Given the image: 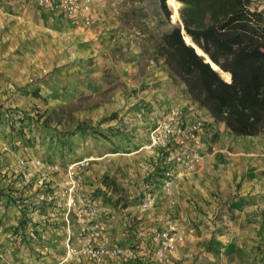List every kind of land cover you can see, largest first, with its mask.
I'll return each mask as SVG.
<instances>
[{"label":"rangeland","instance_id":"obj_1","mask_svg":"<svg viewBox=\"0 0 264 264\" xmlns=\"http://www.w3.org/2000/svg\"><path fill=\"white\" fill-rule=\"evenodd\" d=\"M166 4L169 18L158 0H95V22L91 26L51 18L33 20L55 27L57 33L39 25L27 26L14 17L27 19L29 14L10 8L18 15L0 20V199L7 200L8 205L21 201L27 213L49 215L53 207L63 212L71 192L77 200L89 195L83 187L86 174L82 168L90 170L91 163H96L95 167L114 164L117 157L111 155L107 162L88 159V154L100 157L103 152L122 150V145L124 151L132 150H127L132 144L126 139L133 138L137 126L133 121L136 110L130 104L140 89L158 83H148L154 68L164 67L162 60L152 59V52L143 54V46L150 45V33L159 35L181 24L182 3L174 14L173 0H166ZM182 86L173 80L169 84L172 92L184 91ZM5 87L11 94L4 92ZM83 126L88 128L81 130ZM74 137L78 141L70 142ZM74 144L79 150L75 151ZM6 151L7 158L3 155ZM129 157L126 166L138 174L141 171L145 176L140 182L145 184L150 156L140 160ZM80 161L85 162L76 175L79 185L70 191L68 168ZM52 176L65 177V184L59 180L57 194L53 193L57 180ZM124 176L119 166L110 176L118 187L104 185L109 199L118 205L139 197L130 198L133 194L120 180ZM4 225L1 220L0 226ZM79 228L80 222L77 233ZM226 252L228 261L234 257L236 264H249L244 251L226 248ZM36 253L30 242L20 244L14 234L8 238L0 234V264H52L49 254Z\"/></svg>","mask_w":264,"mask_h":264},{"label":"crops","instance_id":"obj_2","mask_svg":"<svg viewBox=\"0 0 264 264\" xmlns=\"http://www.w3.org/2000/svg\"><path fill=\"white\" fill-rule=\"evenodd\" d=\"M0 5L1 21L11 20V15L15 16L20 12L25 16L29 14L27 19L19 15L14 18H19L27 26L39 25L55 33L59 32L55 27H46L33 20L51 18L61 23L76 22L59 11L40 8L28 0H0ZM253 6L264 10V0H254ZM10 8L19 12H13ZM154 70L155 73L149 77L152 81L148 83H154L155 80L158 83L140 89L138 97H134L130 104L136 110L133 121L134 126H137L134 127L133 138L126 139L132 144L127 150H132L124 151L122 145V150L103 152L100 157H94L90 153L86 158L107 161L111 155L117 157H113L114 164L101 163L102 166L95 167L96 163H91L90 170L82 168L86 174V184L83 187L89 192L88 196H94L95 188L104 189L101 178L105 174L112 176L119 166L126 175L120 178L122 185L133 194L130 198L145 195L148 191H152L155 196L154 203L147 209L138 205L123 207L108 196L97 199L108 214L103 219L102 236L94 243L111 249L117 248L120 252L108 255L102 263H96L88 257L83 252L84 244L77 233L79 215L76 209L69 210L66 206L63 212L53 207L49 215L28 213L37 222V229L42 236L41 245L35 242L30 244L38 252V256L42 253L49 254L52 264H123L136 256L155 260L153 251L159 245L158 233L174 225L184 235V240L177 243L176 248L169 253L176 264H236L237 259L234 257L228 261L226 248L244 251L249 264H264V134H234L224 122H216L207 109L194 103L183 89L172 92L169 88L172 79L165 67H155ZM4 92L11 94L6 87ZM172 107L182 109L186 122L203 118L201 137L205 157L194 167L180 170L172 193L165 194L156 184L141 183L145 175L142 176L141 171L138 174L127 167L126 163L131 155L137 160L150 156V168L146 174L154 172L157 165L155 151L148 147L150 131L154 121L166 116ZM126 140L123 142L127 143ZM72 141L76 142L78 138H71L70 142ZM146 142L148 144L144 145ZM74 146L75 151L79 150L76 144ZM7 154L8 151L3 154L5 158ZM57 176H52L54 181L57 180L54 194H57V186H61L59 180L66 183L65 177ZM7 202L0 199V221L5 222L4 226H0V234L5 238L11 237L14 227L25 212V204L21 201H17V204L11 201L13 204L9 205ZM85 217L87 220L95 218L91 214ZM53 239L58 241L54 242ZM8 244L11 246L12 242Z\"/></svg>","mask_w":264,"mask_h":264},{"label":"trees","instance_id":"obj_3","mask_svg":"<svg viewBox=\"0 0 264 264\" xmlns=\"http://www.w3.org/2000/svg\"><path fill=\"white\" fill-rule=\"evenodd\" d=\"M179 1L186 33H182L181 24L159 35L150 33L147 38L150 45L143 46V54L152 52L154 61L162 60L169 77L183 85L190 99L207 109L216 122H224L234 134H264V10L254 7V0H173V14L178 13ZM158 2L169 18L166 0ZM184 37L191 38L189 43H195L225 72H221L223 77L229 79L231 75V81L225 80ZM46 124H49L48 118ZM159 171L158 168L146 182L157 184ZM101 181L109 188L118 187L117 181L108 174ZM93 195L94 199L107 197L101 187L95 188ZM142 198L128 199L123 207L136 205ZM24 210L13 229L14 238L20 244L42 242L37 224L31 222ZM123 264L157 263L136 256Z\"/></svg>","mask_w":264,"mask_h":264},{"label":"built area","instance_id":"obj_4","mask_svg":"<svg viewBox=\"0 0 264 264\" xmlns=\"http://www.w3.org/2000/svg\"><path fill=\"white\" fill-rule=\"evenodd\" d=\"M40 8H46L63 13L67 18L81 22L84 26H91L95 22V0H28ZM204 129L203 118H196L186 122L180 107L170 108L164 117H158L150 131L149 148L155 151L156 168H159L157 187L165 194L173 191L175 180L180 170L189 169L200 163L205 155L201 132ZM85 161L74 162L69 165L70 191L79 182L76 178L80 166ZM151 173L150 175H152ZM149 175V176H150ZM106 188H104L105 190ZM92 196L84 195L77 200L71 192L68 209H76L79 215L80 228L78 236L83 241V252L96 263H102L108 255H115L120 250L96 245L94 242L102 236V223L107 209ZM155 201L152 191H148L140 200V207L147 209ZM87 214L94 215V219L87 220ZM32 234V231H31ZM159 245L155 249L154 257L157 264H176L169 253L176 248L177 243L184 240L174 225L158 233Z\"/></svg>","mask_w":264,"mask_h":264},{"label":"water","instance_id":"obj_5","mask_svg":"<svg viewBox=\"0 0 264 264\" xmlns=\"http://www.w3.org/2000/svg\"><path fill=\"white\" fill-rule=\"evenodd\" d=\"M178 1V0H177ZM181 3V2H180ZM181 27H182V33L184 34V33H186V31H185V28H184V25H183V22L181 21ZM190 37V36H189ZM184 39H185V41L188 43V44H191L195 49H196V51L200 54V55H202V56H204L205 57V59H206V61L207 62H210L211 63V65L213 66V68L214 69H216L220 74H221V72H224L218 65H217V68L214 66V65H216L214 62H212L211 61V59L209 58V56L206 54V53H204V51L201 49V48H199L193 41V43L194 44H192V43H189L188 41H187V39L184 37ZM191 39V38H190ZM197 47L199 48V49H201V53L198 51V49H197ZM225 73V72H224ZM222 75V74H221ZM230 75V74H229ZM222 77H223V75H222ZM225 80H227L228 82H230L231 81V75H230V77H229V79H226L225 77H223Z\"/></svg>","mask_w":264,"mask_h":264},{"label":"bare ground","instance_id":"obj_6","mask_svg":"<svg viewBox=\"0 0 264 264\" xmlns=\"http://www.w3.org/2000/svg\"><path fill=\"white\" fill-rule=\"evenodd\" d=\"M168 1V0H167ZM177 1V0H176ZM173 15V14H172ZM187 41L188 42H190V39L189 38H187ZM197 49H199L198 47H197ZM201 50V49H200ZM214 66H217V65H214Z\"/></svg>","mask_w":264,"mask_h":264}]
</instances>
